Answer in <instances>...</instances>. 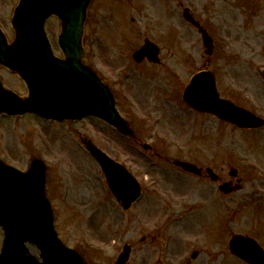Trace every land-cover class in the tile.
<instances>
[{"label":"rangeland","instance_id":"1","mask_svg":"<svg viewBox=\"0 0 264 264\" xmlns=\"http://www.w3.org/2000/svg\"><path fill=\"white\" fill-rule=\"evenodd\" d=\"M100 1H92L86 22V63L97 66L120 99L119 110L136 137L94 116L59 123L35 114H0V157L22 170L31 159L44 158L58 234L90 264H115L126 243L133 246L126 264H247L229 252L228 242L234 234H248L264 246V127L243 130L201 114L182 92L194 73L208 68L221 96L246 108L255 105L264 116V0H148L139 10L126 2L102 7ZM18 2L0 0V26L9 40ZM186 8L213 38L212 55L184 17ZM46 29L62 56L60 20L52 16ZM146 38L168 62L134 61ZM0 77L5 87L28 94L24 80L1 64ZM84 136L140 181L144 194L130 209L111 192ZM175 159L209 166L220 180L181 174L172 167ZM232 167L237 178L229 173ZM240 177V190H219L220 183ZM3 237L0 227V250Z\"/></svg>","mask_w":264,"mask_h":264},{"label":"water","instance_id":"2","mask_svg":"<svg viewBox=\"0 0 264 264\" xmlns=\"http://www.w3.org/2000/svg\"><path fill=\"white\" fill-rule=\"evenodd\" d=\"M90 1L20 0L12 19L16 32L14 40L8 42L0 28V64L22 77L29 95L20 96L6 88L0 79V113L34 112L59 121L95 115L124 134L133 135L131 125L118 111L108 86L84 63L82 41ZM53 14L62 21L58 41L64 57L55 55L46 33V20ZM204 44L207 52L212 53L213 42L206 33ZM156 48L147 41L134 54L135 58L154 57ZM183 97L197 110L213 113L241 127L263 124L250 111L220 98L215 78L209 71L196 73ZM83 142L100 162L112 192L125 208H129L141 195L137 179L91 140L85 138ZM178 163L185 169L196 170V165L190 162ZM46 169L39 158L31 161L28 171L0 159V226L4 230L0 264H88L78 251L66 246L58 237L46 192ZM221 189L228 193L234 187L224 183ZM229 246L233 253L250 264H264V248L254 237L234 235ZM33 248L39 251V256ZM129 252L130 247L125 246L116 263L124 264Z\"/></svg>","mask_w":264,"mask_h":264},{"label":"flooded vegetation","instance_id":"3","mask_svg":"<svg viewBox=\"0 0 264 264\" xmlns=\"http://www.w3.org/2000/svg\"><path fill=\"white\" fill-rule=\"evenodd\" d=\"M124 2H126V5H123V6H127V7H130V8H132V9H137V10H139V8L140 7H138V5L140 6V5H142V4H148L149 3V1L148 0H101L100 1V6H102V7H107V6H110V5H114L115 3H117L118 5H120V6H122V4L124 3ZM138 2V3H137ZM190 14L196 19V20H198L197 18H196V16H195V14L193 13V12H191V10H190ZM198 22H200L199 20H198ZM200 24H201V22H200ZM192 26L193 27H195V28H197V30L200 32V30H199V28L198 27H196V26H194L193 24H192ZM165 60H167V62H168V57H164L163 58V56H161V58H160V63L158 64V65H164L163 64V62L165 61ZM142 63H147V64H149V65H155L154 63H151L148 59H145ZM129 76H126V79L128 78ZM252 104V103H251ZM253 105V104H252ZM249 109H251L253 112L255 111L256 113H257V111H259V110H261L260 108H258L257 106H255V105H253L252 106V108H249ZM264 109V108H263ZM202 167V173H201V175H198V178H200V177H202V178H207L208 177V174L206 173V168H207V166L206 167H204V166H201ZM178 172H183V170L179 167V166H175L174 167ZM187 174V173H186ZM237 178V177H236ZM231 181L234 183V179H231Z\"/></svg>","mask_w":264,"mask_h":264}]
</instances>
